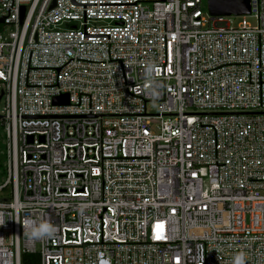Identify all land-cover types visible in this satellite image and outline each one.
Masks as SVG:
<instances>
[{
	"label": "built area",
	"instance_id": "1",
	"mask_svg": "<svg viewBox=\"0 0 264 264\" xmlns=\"http://www.w3.org/2000/svg\"><path fill=\"white\" fill-rule=\"evenodd\" d=\"M207 1L0 0V264H264V0Z\"/></svg>",
	"mask_w": 264,
	"mask_h": 264
},
{
	"label": "water",
	"instance_id": "2",
	"mask_svg": "<svg viewBox=\"0 0 264 264\" xmlns=\"http://www.w3.org/2000/svg\"><path fill=\"white\" fill-rule=\"evenodd\" d=\"M208 11L210 15H241L250 12L249 0H208ZM54 5V2L52 3ZM3 19L0 18V23ZM55 104H67V94L54 99Z\"/></svg>",
	"mask_w": 264,
	"mask_h": 264
},
{
	"label": "rangeland",
	"instance_id": "3",
	"mask_svg": "<svg viewBox=\"0 0 264 264\" xmlns=\"http://www.w3.org/2000/svg\"><path fill=\"white\" fill-rule=\"evenodd\" d=\"M203 8H205L204 5H203ZM232 18H233L234 23H238L240 21V17H232ZM246 18H247V21L249 23H251V24L255 23V20L253 17L247 16ZM148 108L151 111H154L156 106L152 104V105L148 106ZM0 110H1V108H0ZM0 163L3 164V166L6 164L5 138H4V131H3V129H1V126H0ZM2 180H3V178L0 179V182Z\"/></svg>",
	"mask_w": 264,
	"mask_h": 264
},
{
	"label": "trees",
	"instance_id": "4",
	"mask_svg": "<svg viewBox=\"0 0 264 264\" xmlns=\"http://www.w3.org/2000/svg\"><path fill=\"white\" fill-rule=\"evenodd\" d=\"M1 126V129H3V125L0 124ZM4 131V130H3ZM4 138H5V133H4ZM6 177V164L3 166V164L0 163V179L3 178V180L5 179ZM2 180V181H3ZM1 181V182H2ZM0 182V183H1ZM28 260H32V261H35V256L34 255H27V254H23L22 255V261H23V264H28Z\"/></svg>",
	"mask_w": 264,
	"mask_h": 264
},
{
	"label": "snow or ice",
	"instance_id": "5",
	"mask_svg": "<svg viewBox=\"0 0 264 264\" xmlns=\"http://www.w3.org/2000/svg\"><path fill=\"white\" fill-rule=\"evenodd\" d=\"M157 227L160 228V229H162L163 228V224H158ZM158 238H160L159 235H158Z\"/></svg>",
	"mask_w": 264,
	"mask_h": 264
}]
</instances>
